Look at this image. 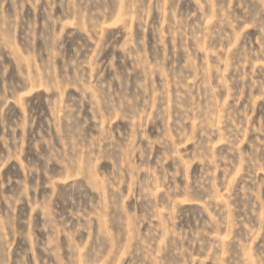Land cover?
Returning a JSON list of instances; mask_svg holds the SVG:
<instances>
[{
  "label": "rangeland",
  "instance_id": "obj_1",
  "mask_svg": "<svg viewBox=\"0 0 264 264\" xmlns=\"http://www.w3.org/2000/svg\"><path fill=\"white\" fill-rule=\"evenodd\" d=\"M0 264H264V0H0Z\"/></svg>",
  "mask_w": 264,
  "mask_h": 264
}]
</instances>
